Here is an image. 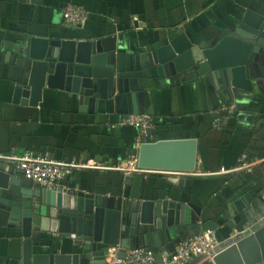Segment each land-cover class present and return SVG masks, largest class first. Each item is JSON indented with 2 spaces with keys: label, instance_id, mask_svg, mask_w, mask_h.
I'll return each instance as SVG.
<instances>
[{
  "label": "water",
  "instance_id": "95a60500",
  "mask_svg": "<svg viewBox=\"0 0 264 264\" xmlns=\"http://www.w3.org/2000/svg\"><path fill=\"white\" fill-rule=\"evenodd\" d=\"M215 37L194 44L183 36L164 45L111 48L86 38H30L16 66L27 72L34 90L66 94L80 112L126 119L141 112L142 96L157 81L177 76H209L233 93L253 91L264 60V0H247ZM22 85L17 84V103ZM216 117V116H215ZM154 137V129L147 130ZM140 169L193 173L197 139H159L131 151ZM139 175L124 180L116 196L84 193L62 181L43 189L16 174L0 171V232L10 237L4 264H105L108 251L124 259L129 250L173 255L175 246L200 226L215 233L212 264H264V193L256 186L233 190L215 212L182 200L171 188L184 178H166L170 190L146 192ZM216 218L208 219L206 215Z\"/></svg>",
  "mask_w": 264,
  "mask_h": 264
},
{
  "label": "crops",
  "instance_id": "0c3cea01",
  "mask_svg": "<svg viewBox=\"0 0 264 264\" xmlns=\"http://www.w3.org/2000/svg\"><path fill=\"white\" fill-rule=\"evenodd\" d=\"M246 1L0 0V153L115 165L125 163L137 148L139 131L120 125L121 117L89 115L80 112L63 92L46 87L34 90L27 72L16 66L21 47L30 38L94 39L126 50L164 45L178 36L197 44L215 37L218 25H229ZM66 6L81 8L86 20L78 26L66 25L62 14ZM254 77L253 91L233 93V100L209 76L196 81L186 75L157 81L142 96L140 114L153 119L155 131L149 142L197 139L196 169L185 178L183 189L171 188V192H179L183 201L208 213L215 212L233 190H250L256 196L255 182L244 188L246 176L256 168L264 178V60ZM17 84L22 85V93L15 103ZM225 103L235 104V114L221 129H213L215 111ZM242 154L260 161L251 174L222 173L233 170ZM126 178L118 172L84 170L72 172L63 181L77 191L110 197L121 192ZM165 180L149 175L143 177L141 186L151 196L165 195L170 190ZM211 214L205 215L214 220ZM203 229L200 226L198 231ZM9 238L0 232V264L9 256Z\"/></svg>",
  "mask_w": 264,
  "mask_h": 264
},
{
  "label": "built area",
  "instance_id": "2783aa9c",
  "mask_svg": "<svg viewBox=\"0 0 264 264\" xmlns=\"http://www.w3.org/2000/svg\"><path fill=\"white\" fill-rule=\"evenodd\" d=\"M62 14L64 23L69 26H78L86 20L83 10L78 7L66 6ZM235 111L234 103H225L219 106L215 111L216 119L212 122V128L221 129L232 118ZM120 125L133 127L139 131L137 147L139 144L149 143L146 132L153 126V119L150 116L146 114L129 115L121 121ZM259 163V160H250L246 154H242L233 170L222 173L242 172L251 174ZM84 170L118 172L127 177L140 175L142 178L149 175H160L166 178L185 179L194 173L140 169L134 156H131L125 163L106 165L96 162L57 161L33 153L22 155H17L14 152L0 153V171L11 174L21 172L25 179L43 189H54L72 172ZM218 244L215 233L205 228L181 240L175 246L173 255H156L154 251L137 249L127 251L124 259H118L116 258L117 250L112 249L108 251L105 264H200L205 261L211 263L218 250ZM109 258L112 259L108 260Z\"/></svg>",
  "mask_w": 264,
  "mask_h": 264
},
{
  "label": "trees",
  "instance_id": "16d2710c",
  "mask_svg": "<svg viewBox=\"0 0 264 264\" xmlns=\"http://www.w3.org/2000/svg\"><path fill=\"white\" fill-rule=\"evenodd\" d=\"M257 174H259V169L258 168H256L254 170V174H251V175H247L246 176V178H247L248 181L244 184V188L245 189H248L249 186H250V184H253V182H255V184H256L255 185V188H256V186L259 189L262 188V187H264V178L261 175L258 176ZM200 264H212V263L205 261V262H202Z\"/></svg>",
  "mask_w": 264,
  "mask_h": 264
}]
</instances>
